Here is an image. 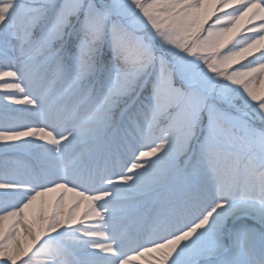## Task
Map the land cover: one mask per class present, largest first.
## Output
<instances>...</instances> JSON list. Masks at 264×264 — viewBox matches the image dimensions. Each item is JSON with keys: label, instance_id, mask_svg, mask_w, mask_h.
Segmentation results:
<instances>
[{"label": "snow or ice", "instance_id": "1", "mask_svg": "<svg viewBox=\"0 0 264 264\" xmlns=\"http://www.w3.org/2000/svg\"><path fill=\"white\" fill-rule=\"evenodd\" d=\"M0 264H264V0H0Z\"/></svg>", "mask_w": 264, "mask_h": 264}, {"label": "trees", "instance_id": "2", "mask_svg": "<svg viewBox=\"0 0 264 264\" xmlns=\"http://www.w3.org/2000/svg\"><path fill=\"white\" fill-rule=\"evenodd\" d=\"M213 20H214V18H213ZM213 20H209L208 23H209V24L213 23ZM207 27H208V25L206 24V25H205V28H207Z\"/></svg>", "mask_w": 264, "mask_h": 264}, {"label": "rangeland", "instance_id": "3", "mask_svg": "<svg viewBox=\"0 0 264 264\" xmlns=\"http://www.w3.org/2000/svg\"><path fill=\"white\" fill-rule=\"evenodd\" d=\"M69 200H71V194H69ZM69 207H71V205H69ZM90 223V226H91V222Z\"/></svg>", "mask_w": 264, "mask_h": 264}]
</instances>
